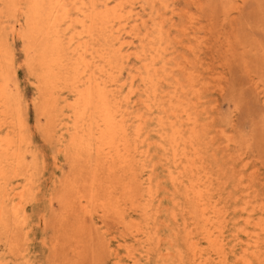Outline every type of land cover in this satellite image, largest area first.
I'll list each match as a JSON object with an SVG mask.
<instances>
[{
    "label": "rangeland",
    "instance_id": "1",
    "mask_svg": "<svg viewBox=\"0 0 264 264\" xmlns=\"http://www.w3.org/2000/svg\"><path fill=\"white\" fill-rule=\"evenodd\" d=\"M32 1L0 0V264H264V0H44L33 30ZM91 77L108 145L75 137Z\"/></svg>",
    "mask_w": 264,
    "mask_h": 264
},
{
    "label": "bare ground",
    "instance_id": "2",
    "mask_svg": "<svg viewBox=\"0 0 264 264\" xmlns=\"http://www.w3.org/2000/svg\"><path fill=\"white\" fill-rule=\"evenodd\" d=\"M34 1V0H33ZM32 1V6H30V9H29V17H28V24L30 26V29H35V27L39 24V17H40V10L44 4V0H36L33 2ZM58 2V1H57ZM51 5V4H50ZM51 7V6H50ZM51 9H53L51 7ZM107 16V15H106ZM30 36V35H29ZM27 37V36H26ZM75 38V37H74ZM32 39V38H31ZM56 42L59 44V42L57 41L56 39ZM60 45V44H59ZM51 53H55L54 50H50V51H43L42 52V58L40 61H38V67L40 68V71H42L41 73V83H42V90L45 89L46 91V94L50 97L51 99V102L52 101H57L56 99V95H57V90H58V87H59V84L62 80H64L63 76H65L66 74L64 73L65 71H68V68H66L65 65H63V63L61 62L62 60V57L59 54H51ZM51 54V55H50ZM82 62V60H81ZM75 65H78V63L76 62ZM36 64H35V69H36ZM38 69V68H37ZM75 74V73H74ZM66 77V76H65ZM74 79H77V78H74ZM84 79V78H83ZM40 80V79H39ZM97 80V79H96ZM94 80L92 77L90 78V80L87 82V86H86V89L84 91H77V95H78V99H76V107H75V119H73L74 123H75V128L77 130V134H82V137L80 136H75L76 137V140L77 139H83V137L85 135H90L92 133V130H93V126L95 125L94 128H97L98 129V133H99V140H102L103 143L105 142V145H108V144H111L112 143V139H114L115 136L118 135V133H123L124 131V135H125V129H124V121L123 119H119L117 118L116 116H114L112 113H111V108L109 109L108 108V105H107V96H106V88L105 87H102L98 81ZM76 83L75 82L72 86H74L75 89H78L77 86H76ZM86 83V82H85ZM79 86V85H78ZM83 86V85H82ZM61 87V86H60ZM72 88V87H71ZM4 90V89H3ZM73 92V91H71ZM96 96H99L98 99L96 100ZM4 97V96H3ZM12 98V97H11ZM81 98V99H80ZM3 99V98H1ZM49 99V98H48ZM5 101V100H4ZM97 101V102H96ZM81 103H82V106H81ZM52 104V103H51ZM54 104V103H53ZM92 104V105H91ZM56 106V105H55ZM58 106V105H57ZM91 106H93V108H91ZM20 108V106H19ZM55 108V107H54ZM88 108L92 109L91 111V114L87 115V118L86 117V114H88ZM57 109V107H56ZM20 111V110H19ZM15 112V111H13ZM120 112V111H119ZM14 115V114H13ZM16 115V114H15ZM97 115V116H96ZM118 116V115H117ZM120 116V115H119ZM44 118V117H43ZM8 119V118H7ZM40 119V118H39ZM72 119V118H71ZM98 119H100L98 121ZM20 120V119H19ZM72 121V122H73ZM23 122V121H22ZM20 124V123H19ZM73 125V124H72ZM53 127V126H51ZM51 127H48L49 129ZM48 129V130H49ZM128 134V133H127ZM73 135V134H72ZM96 135V134H95ZM11 136V135H10ZM130 136V135H129ZM72 138V137H71ZM127 138V137H126ZM97 139V138H96ZM69 140L70 139V136H69ZM115 140V139H114ZM129 140V138H128ZM131 140V139H130ZM95 141V140H94ZM116 141V140H115ZM127 141V140H126ZM110 142V143H109ZM125 142V141H124ZM99 143V142H98ZM9 144V143H8ZM132 144V143H131ZM79 145V144H77ZM122 144H120L121 146ZM9 146V145H8ZM71 146V145H70ZM76 146V145H75ZM74 146V147H75ZM12 147V146H11ZM68 147V146H67ZM80 147V146H79ZM106 148V147H105ZM12 149V148H11ZM70 149V148H69ZM76 149V148H75ZM10 150V149H9ZM88 150V149H87ZM84 151V150H83ZM122 151V150H121ZM106 152V151H105ZM9 153V152H8ZM71 153V152H70ZM78 153V152H77ZM114 153V152H113ZM111 153V154H113ZM3 154V153H2ZM1 154V155H2ZM106 154V153H105ZM0 155V156H1ZM7 155V154H6ZM10 155V154H9ZM136 155V154H135ZM16 156V155H15ZM100 156V155H99ZM9 157V156H7ZM72 157V156H71ZM85 157V156H84ZM110 157V156H109ZM108 157V158H109ZM15 158V157H14ZM19 158V157H18ZM67 158V157H66ZM88 158V157H86ZM97 158V157H96ZM101 158V157H99ZM138 158V157H137ZM7 159V158H6ZM10 159V158H9ZM98 159V158H97ZM110 159V158H109ZM113 159V158H112ZM71 160V159H70ZM73 160V159H72ZM85 161V159H83ZM100 160V159H99ZM132 160V158H131ZM5 161V160H4ZM76 161V160H75ZM84 161L82 163V166L84 167ZM88 161V159H87ZM73 162V161H72ZM79 162V161H78ZM81 162V161H80ZM86 162V161H85ZM110 162V161H109ZM118 162V161H117ZM128 162V161H126ZM131 162V161H130ZM129 162V163H130ZM2 163L4 162H1L0 166L2 165ZM7 163V162H6ZM20 163V161L18 162ZM122 163V162H121ZM132 163V162H131ZM112 164V163H111ZM117 164V163H115ZM115 164H113L112 166H114ZM75 165V164H74ZM78 165V164H76ZM118 165V164H117ZM139 165V164H138ZM80 166V165H79ZM126 166V165H125ZM112 168V167H110ZM119 168V167H118ZM123 168V167H122ZM6 169V167H5ZM71 169H73L71 167ZM70 169V170H71ZM80 168H78L79 170ZM84 169V168H82ZM115 169V168H114ZM121 169V168H120ZM1 170V169H0ZM104 170V169H103ZM117 170V169H116ZM122 170V169H121ZM134 170V169H133ZM6 171V170H5ZM97 171V170H96ZM111 172V171H110ZM116 172V171H115ZM2 173V172H0ZM104 173V172H103ZM114 177H115V174H114V170L112 171ZM122 173V172H121ZM128 173V172H127ZM72 174V173H71ZM76 174V173H75ZM107 174V173H106ZM118 174V173H117ZM101 174L99 173V176ZM121 175V174H120ZM73 177V175H72ZM80 177V176H79ZM104 177V176H103ZM102 177V178H103ZM112 177V179L114 178L113 176H110ZM117 178V177H116ZM124 178V177H122ZM67 179V178H66ZM75 179V178H74ZM73 179V180H74ZM93 179V178H92ZM105 179V178H104ZM103 179V180H104ZM119 180V179H118ZM78 181V180H77ZM133 181V180H132ZM132 181H129L131 182L132 184ZM113 182H114V179H113ZM123 182V181H122ZM71 183V182H70ZM108 183V182H107ZM119 183V182H118ZM137 183V182H136ZM72 184V183H71ZM130 184V183H129ZM130 184V185H131ZM76 185V184H75ZM134 184H132L133 186ZM79 186V185H78ZM129 186V185H127ZM131 186V187H132ZM124 187V186H123ZM66 188V187H65ZM94 188V187H93ZM113 188V187H112ZM111 188V189H112ZM125 188V187H124ZM123 188V189H124ZM130 188V187H129ZM110 189V188H108ZM117 189V188H116ZM122 189V188H121ZM132 189V188H131ZM73 191V190H71ZM97 191V190H96ZM127 191V190H126ZM131 191V190H130ZM129 191V192H130ZM112 193H114L113 189L111 191ZM128 192V191H127ZM133 193V191H131ZM135 192V191H134ZM32 193V192H31ZM100 193V192H99ZM131 193V194H132ZM111 194V193H110ZM115 195V194H114ZM123 195V194H122ZM137 196V195H136ZM84 197V196H83ZM133 197V196H132ZM112 198V197H110ZM105 199V198H104ZM78 201V200H77ZM136 201V199H135ZM89 202V201H88ZM83 204V203H82ZM93 204V203H92ZM85 205V204H84ZM100 205V204H99ZM64 206V205H63ZM93 207V206H92ZM107 208V207H106ZM106 208H103V209H106ZM109 210V209H108ZM93 213V212H92ZM87 214H89L87 212ZM2 215V214H1ZM4 216V214H3ZM86 216V215H85ZM19 218V217H18ZM71 218V217H70ZM68 218V219H70ZM17 217L15 216L14 220H16ZM90 219V218H89ZM18 220V219H17ZM77 220V219H76ZM63 221V220H62ZM69 221V220H68ZM75 221V219H74ZM79 221V220H78ZM81 221V220H80ZM66 223V221H64ZM77 222V221H76ZM16 223V222H15ZM19 223V222H18ZM72 223V222H71ZM78 223V222H77ZM76 224V223H75ZM74 224V225H75ZM92 224V223H91ZM52 226V225H51ZM63 226V225H61ZM90 226V225H89ZM92 226V225H91ZM76 227V226H75ZM87 227V226H86ZM93 227V226H92ZM21 228V227H20ZM61 228V227H60ZM84 228V227H83ZM82 228V229H83ZM88 228V227H87ZM59 229V228H58ZM92 229V228H91ZM84 230V229H83ZM93 234L95 232L91 231ZM90 232V233H91ZM60 233V232H58ZM86 233V232H84ZM89 233V231H88ZM70 234V233H69ZM82 234V233H81ZM91 234V235H93ZM210 234V233H209ZM80 235V234H79ZM78 235V236H79ZM84 235V234H83ZM61 236V235H60ZM89 236V234L87 235ZM86 237V236H85ZM84 237V238H85ZM94 237V235H93ZM90 238V237H89ZM92 238V237H91ZM57 239V238H56ZM60 239V238H59ZM95 239V238H94ZM61 240V239H60ZM64 240V239H63ZM218 240V239H217ZM74 241V240H73ZM71 242V241H70ZM69 242V243H70ZM88 242V241H87ZM91 242H94L92 239H91ZM54 243V242H53ZM58 243V242H57ZM82 248V247H81ZM87 249V247H85ZM89 249V248H88ZM97 251V249H96ZM89 252V250H88ZM90 254V252L88 253ZM87 254V255H88ZM91 255V254H90ZM87 257H91V256H87ZM92 259V258H91ZM83 260V259H82ZM88 261L92 262L91 260L88 259ZM88 264V263H87ZM93 264V263H91Z\"/></svg>",
    "mask_w": 264,
    "mask_h": 264
}]
</instances>
